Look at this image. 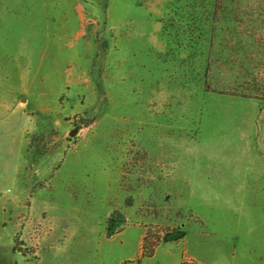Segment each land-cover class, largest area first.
Returning a JSON list of instances; mask_svg holds the SVG:
<instances>
[{
	"label": "rangeland",
	"instance_id": "rangeland-1",
	"mask_svg": "<svg viewBox=\"0 0 264 264\" xmlns=\"http://www.w3.org/2000/svg\"><path fill=\"white\" fill-rule=\"evenodd\" d=\"M0 264H264V0H0Z\"/></svg>",
	"mask_w": 264,
	"mask_h": 264
},
{
	"label": "trees",
	"instance_id": "trees-1",
	"mask_svg": "<svg viewBox=\"0 0 264 264\" xmlns=\"http://www.w3.org/2000/svg\"><path fill=\"white\" fill-rule=\"evenodd\" d=\"M143 249H144V254H143L144 257H146V258H150V257L153 256L152 253H151V254H147V253L145 254V245H144Z\"/></svg>",
	"mask_w": 264,
	"mask_h": 264
}]
</instances>
